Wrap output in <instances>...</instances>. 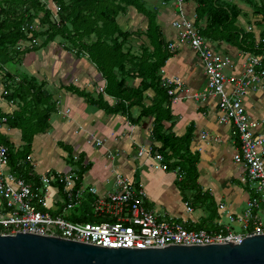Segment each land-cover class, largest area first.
<instances>
[{
  "label": "built area",
  "instance_id": "built-area-1",
  "mask_svg": "<svg viewBox=\"0 0 264 264\" xmlns=\"http://www.w3.org/2000/svg\"><path fill=\"white\" fill-rule=\"evenodd\" d=\"M171 2L178 9L172 21L177 39L168 47L175 52L179 45H189L204 67L206 85L192 97L196 101L216 98L219 123L232 128L236 145L234 161L245 175L246 208L239 213L220 203L214 226L197 229L194 220L178 219L150 208L145 189L124 175L117 174L110 189L86 185L80 167L70 172L37 174L38 179L28 181L13 172L10 150L0 145V235L24 232L111 249L240 243L245 237L264 235V120L251 117L244 105L248 94L259 92L264 86V55H246L243 74H227L232 59L217 52L201 34L197 12L187 11V0H163L164 5ZM262 34L258 43L264 42ZM161 77L162 87L173 102L177 101L179 92H190L178 76H166L162 71ZM202 138L207 139L208 135ZM96 144L100 146L102 142L98 140ZM140 155L153 158L159 168L168 171L164 156L153 147H141ZM175 172L181 180V172ZM86 203L96 222L73 220L82 215ZM185 208L188 214L194 213L189 201ZM224 216L229 224L223 222Z\"/></svg>",
  "mask_w": 264,
  "mask_h": 264
},
{
  "label": "trees",
  "instance_id": "trees-1",
  "mask_svg": "<svg viewBox=\"0 0 264 264\" xmlns=\"http://www.w3.org/2000/svg\"><path fill=\"white\" fill-rule=\"evenodd\" d=\"M187 1L197 4L198 21L207 18V27L201 32L207 39L216 41L221 38L253 55H264V42L255 43L251 35L243 34L242 30L236 27V21L242 14L238 6L228 4L225 0ZM53 2L60 8V25L51 21V11L46 10L38 0H0V69L3 70L6 65L16 62L21 55L38 49L34 45L21 50L20 46L25 42H35L40 36H46L44 45L54 42L57 37L68 41L71 47H65L66 50L74 52L78 59L87 56L106 81L102 93L106 92L117 100L116 104L111 106L100 96L98 100L92 98L90 104L109 113L127 116L133 125L139 124L143 118L155 116L153 137L162 143V147H153L154 151L164 156L169 164L168 171L181 172L183 178L178 182V186L183 195L192 192V199H189L192 200V206L204 207L210 221H214L218 217L215 200L211 194L203 192L197 182L199 177L197 164L200 157L198 153L193 154L190 150L193 129L190 128L181 138L163 132V121L169 118L171 120L172 99L161 87L162 80L159 74L175 52L170 51L169 44L163 41L157 22V11L148 10L140 0H53ZM247 3L254 8L256 14L264 17V0L261 5L253 0H247ZM123 4L135 7L147 18V29L140 34L146 36L149 44L143 43L141 55L133 53L131 49H124L134 33L123 31L116 22V16L126 9V5ZM40 12L45 13L39 20L42 27H47L43 32L33 29V22ZM262 22L264 23V18ZM6 76L4 93L12 92L7 96L3 94L4 99L17 105L18 109L8 114L0 108V125L5 118L11 129L20 130L24 145L22 149H16L1 131L0 145H5L10 150V165L13 172L32 181L36 177L38 179L29 161L33 140L37 134L47 132L57 104L52 101V95L44 82L41 83L27 74L21 75L17 81H14L10 73ZM133 80L140 81L138 87L129 85ZM72 89L75 91L73 87ZM150 90L155 92V96L151 104L146 106L145 100L148 99L146 93ZM77 92L80 93L78 90ZM133 107L142 108L137 118H133L131 112ZM172 160L174 161L171 162ZM78 163L82 176L89 171L90 165L85 168L82 166L83 157ZM89 213L90 206L86 203L82 208V215L75 216L73 220L83 223L96 222ZM204 227L205 222L196 225L197 229Z\"/></svg>",
  "mask_w": 264,
  "mask_h": 264
},
{
  "label": "crops",
  "instance_id": "crops-1",
  "mask_svg": "<svg viewBox=\"0 0 264 264\" xmlns=\"http://www.w3.org/2000/svg\"><path fill=\"white\" fill-rule=\"evenodd\" d=\"M242 2L246 6L241 7V5H238V8L242 10V14L236 21V27L242 30L243 34L251 35L256 43L264 32V23L262 22L264 17L259 13L256 14L254 8L247 3V0H243ZM254 2L259 5L262 4V0H254ZM166 7L168 9L164 10L161 16L158 17L157 15V22L159 20L158 24L163 23V25H159L162 38L164 43L169 44L176 42L177 39L172 21L176 18L178 9L174 4L170 3ZM196 8L197 4L195 2L187 1L188 12H194ZM197 26L201 32L205 30L207 18L200 19ZM208 40L217 52L232 59V64L228 67L226 73L229 75H242L244 72V58L246 55L252 53L244 51L238 46H233L221 38L216 39V41L209 38ZM64 53L66 57H64V61H61L63 62V66L66 63L65 67L69 66L71 68L70 73L81 72L84 74L87 71L95 74L93 75L95 78L94 87L88 89L75 88V83L73 82L68 87L64 86V88L68 89L67 93H63V91L57 96H53L50 93L52 101L54 103L60 101L61 109L63 105V109H67L69 112L66 111L65 113L63 111L59 114L56 125H53L46 133H40L44 135L37 134L35 136L32 152L29 156V161L34 168L35 174H40L36 171V166L33 164V157L36 156L40 146L39 141L49 140L51 141L50 146L63 149L71 157L69 160L70 167L57 171L70 172L75 170V168L80 167L78 161L83 157L82 164H89L90 169L82 175V180L86 185H95L99 189H110L111 182L117 174L124 175L143 187L142 174L144 173L143 178L146 186L143 188L147 189L145 191L150 208L155 211L158 210L154 206L158 203L166 208L165 213L178 219L194 220L197 224L205 222V225L211 223L213 227L214 221L217 218L214 221H210L204 207L194 208L192 206L194 212L196 209L202 213L206 212L201 217L200 214L199 217H186L183 215V211L186 212L185 203L187 197L192 205V200H189L192 199V192H186L185 195L187 197L185 198V195L179 189L178 182L180 180L175 171H163L161 168L153 165V162L150 161L152 159L149 156L140 155L141 147H162V143L156 141L153 137L155 116L143 118L139 124L133 125L127 116L109 113L96 105H91L89 101L92 98L98 100L102 97L111 106H114L117 100L106 92L102 93L99 90V88H105L106 81L102 74L98 72L95 65L86 58L78 59L74 52L66 51ZM88 62L92 65H89ZM94 70L95 73L90 72ZM162 71L165 72L166 76H178L183 81L185 89L190 90L189 93H185V91L179 92L177 94V101H171V120L169 118L163 121V132L166 135L173 134L175 137L181 138L187 134L190 128L193 129L190 150L193 154L198 153L200 157L197 164L199 173L197 182L203 192H208L213 196L218 216V205L220 203L228 204L232 210L237 208L242 202L246 204L248 195L244 183L245 175L243 169L234 161L236 145L234 144V137L231 134V126L219 123V109L216 98L208 97L206 100L196 101L192 97L195 93L203 90L207 81L204 67L199 58L189 45H179L174 55L169 58L165 66L160 70L159 76H161ZM139 83V80H133L129 82V85L138 87ZM77 90L80 93L83 92V94L78 93ZM146 95L148 99L145 100V105L148 106L151 104L155 92L150 90ZM244 105L251 117L261 121L264 120V86L259 92L248 94L244 98ZM0 108L8 114H12L15 111L10 110L9 106L3 105ZM141 111V107H133L131 110L133 118H137ZM55 113H57V105ZM0 131L17 149H22L24 143L20 130L11 129L6 122H1ZM205 134L208 135L207 139L202 138ZM98 140L102 142L100 146L96 144ZM229 141L230 145H228ZM96 150L101 152L102 156L100 158L97 155H93ZM94 163L97 165L96 168L93 166ZM166 163L168 164V162ZM146 169L147 171L144 172ZM140 170H143L142 174H140ZM50 171L56 170H46V172ZM172 172L176 178L174 185L177 189L171 187V190H168L165 189V173ZM181 203H183L184 209L179 208V204Z\"/></svg>",
  "mask_w": 264,
  "mask_h": 264
},
{
  "label": "rangeland",
  "instance_id": "rangeland-1",
  "mask_svg": "<svg viewBox=\"0 0 264 264\" xmlns=\"http://www.w3.org/2000/svg\"><path fill=\"white\" fill-rule=\"evenodd\" d=\"M38 1L40 3H42V5H44L46 10L51 11V13H52L51 21L53 23L55 22V24H57V25H60L61 20H60V8H59V6L57 4H55L53 2V0H38ZM162 1L163 0H140V3H142L150 11H157V15L159 17L162 15L164 10L168 9V7H166V6L169 4V3H167L166 5H164ZM225 1H227L230 4H235L237 6L241 5V7L246 6V4L244 2H242L243 0H238V1L237 0H225ZM170 4H172V2ZM123 5H126V4H123ZM125 8H126L125 10L121 11L116 16V22L118 23L119 27L123 31L129 32V33H134V34L132 37H130V40H128L124 49L125 50L131 49V50H133V53L141 55V53L143 52V50L141 48L143 43H145V45L149 44V41L146 38V36L140 34L141 32L144 33L146 31L147 22H148L147 18L145 17L144 14L139 12L133 6L126 5ZM31 12H33V10H31ZM44 16H45V13L40 12L38 14V16L35 18V20L33 22L34 23L33 24L34 31L43 32L47 29V27H45V28L42 27L40 24V21H39ZM158 23H159V20H158ZM161 24L163 25V23H161ZM161 24H159V25H161ZM30 36H32V35H30ZM45 40H46V36H40L38 39L35 40V42L23 43L22 46H20L21 50L25 49V47H32L34 45L38 49L32 53H27V54L21 55V57L18 60H16V62L6 65L3 70L0 69V106H2V107H3V105L7 106V107L9 106L10 110H12V111L18 109L17 105L15 106L14 104H11V103H5L7 101L4 99V95H6V96L10 95L12 92V91H10V92L8 91V92L4 93L5 82L7 81V80H5L7 78V76H6L7 73H10L12 75V77L14 78V81L19 80L21 75H25V74H27L29 77L36 78L39 82L45 83L46 88L48 89V91L50 93H52L53 96L54 95L57 96L60 92H63V91H64L63 93H65V92L67 93L68 89L64 88V86L68 87L73 82L75 83V86H74L75 88H80V89L86 88V89H88V88L94 87L95 78L93 77V75H95V74L89 73L87 71L84 74H82L81 72H74V71H73L74 73H70L71 68L69 66L65 67L66 63H64V66H63V62H61V61H64V57H66L65 56L66 54L64 52H66V51L69 52L65 48L67 46H70V43L68 41L62 39V37H57L54 42H49L47 45H44ZM164 40H165V38H164ZM84 58L89 60L87 58V56H85ZM88 64L92 65L90 62H88ZM70 65H72V64H70ZM91 68H93V67H91ZM90 72L95 73V70L90 71ZM45 81H47V82H45ZM9 84H11V82H9ZM12 84H14V83H12ZM99 90L101 91V88H99ZM56 104H57V113L52 115V119H51V121H49V127H48L47 131L53 125H56L57 119L59 117L58 115L61 114L63 111H65V113L67 111V109H65V110L63 109V105H62V109H61L60 101L56 102ZM40 135H44V134H40ZM50 143H51V141H49V140H47V141L40 140L39 141L40 146L37 150L36 156L33 157V164L36 166V171L40 174L46 172L47 169L59 170V169H64V168L70 167L69 160L71 159V157H70L69 153H67L66 151H63V149H61L59 147L54 148V147L50 146ZM230 144L231 143L229 141L228 145H230ZM228 145H227V147H228ZM16 149H17V147H16ZM90 153L92 154V152H90ZM93 155H97L99 158L102 156V154H101V152H99V150L98 151L96 150L93 153ZM151 159L152 160H150V161L153 162V165L158 167V164L156 163V161L153 158H151ZM93 166H95V168H96L97 167L96 163H94ZM148 167H150V166H148ZM156 167H154V168H156ZM142 171L143 170H140V172H141L140 174H142ZM145 171H147V169L144 170V172ZM143 174H142V184H143V187L145 188L146 185H145V181L143 178ZM175 179L176 178H175V175L173 172L172 173H165V180H164V181H166L165 189L171 190V187L176 188V186L174 185ZM155 189H157V188H155ZM145 190L147 191V189H145ZM179 205H180V207H179L180 209H184L183 203H181ZM154 206L156 209H158L156 211H158L160 213L166 212L165 211L166 208L162 207L160 204L156 203ZM244 208H246V204L244 202H242L234 210H235V212L240 213V212H242V210ZM199 214L201 217L202 215H205L206 212L204 211V213H202L198 209H196V211L194 213L188 215L186 212L183 211V215L186 217H199ZM206 215H209V214H206ZM223 222L225 224H229V222L225 216L223 217ZM204 228L205 229H211L212 228L211 223L206 224ZM234 229L236 231H240L239 227H235Z\"/></svg>",
  "mask_w": 264,
  "mask_h": 264
},
{
  "label": "water",
  "instance_id": "water-1",
  "mask_svg": "<svg viewBox=\"0 0 264 264\" xmlns=\"http://www.w3.org/2000/svg\"><path fill=\"white\" fill-rule=\"evenodd\" d=\"M0 264H264V235L240 243L111 249L19 232L0 235Z\"/></svg>",
  "mask_w": 264,
  "mask_h": 264
}]
</instances>
